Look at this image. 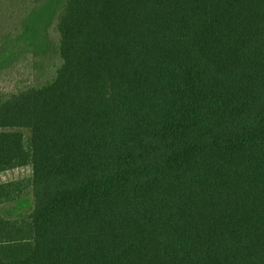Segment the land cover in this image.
I'll list each match as a JSON object with an SVG mask.
<instances>
[{
	"label": "trees",
	"instance_id": "1",
	"mask_svg": "<svg viewBox=\"0 0 264 264\" xmlns=\"http://www.w3.org/2000/svg\"><path fill=\"white\" fill-rule=\"evenodd\" d=\"M56 6L52 77L0 89V264H264V0Z\"/></svg>",
	"mask_w": 264,
	"mask_h": 264
},
{
	"label": "rangeland",
	"instance_id": "2",
	"mask_svg": "<svg viewBox=\"0 0 264 264\" xmlns=\"http://www.w3.org/2000/svg\"><path fill=\"white\" fill-rule=\"evenodd\" d=\"M57 2L60 0H42L35 4L31 0H0V34L20 33L21 47L27 51L18 68L0 78V89L8 91L22 82L40 85L52 77L57 56V36L52 29ZM23 133L26 144L29 131L23 129ZM31 206L32 193L27 187L18 198L0 204V214L17 219Z\"/></svg>",
	"mask_w": 264,
	"mask_h": 264
}]
</instances>
